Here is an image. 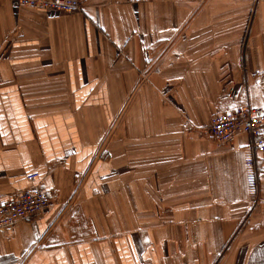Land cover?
<instances>
[{
    "label": "crops",
    "instance_id": "1",
    "mask_svg": "<svg viewBox=\"0 0 264 264\" xmlns=\"http://www.w3.org/2000/svg\"><path fill=\"white\" fill-rule=\"evenodd\" d=\"M245 105L264 106V0H0V204L32 172L51 199L0 233V264H264L250 140L203 133Z\"/></svg>",
    "mask_w": 264,
    "mask_h": 264
},
{
    "label": "built area",
    "instance_id": "2",
    "mask_svg": "<svg viewBox=\"0 0 264 264\" xmlns=\"http://www.w3.org/2000/svg\"><path fill=\"white\" fill-rule=\"evenodd\" d=\"M26 8L57 11L63 14L80 13L83 0H18ZM189 128V125H185ZM203 133L210 140L222 147H228L241 136L250 140L249 156L245 161V174L249 195V212L259 208L262 204L261 182L262 173L259 161L264 159V106L238 107L227 113L214 115ZM32 188L24 190L17 196L0 204V233L8 235L9 231L23 221H36L50 208L49 193L38 186L40 174L32 172L26 176Z\"/></svg>",
    "mask_w": 264,
    "mask_h": 264
},
{
    "label": "rangeland",
    "instance_id": "3",
    "mask_svg": "<svg viewBox=\"0 0 264 264\" xmlns=\"http://www.w3.org/2000/svg\"><path fill=\"white\" fill-rule=\"evenodd\" d=\"M219 146V145H218ZM222 147V146H221ZM262 173V181H264V173L261 171Z\"/></svg>",
    "mask_w": 264,
    "mask_h": 264
}]
</instances>
